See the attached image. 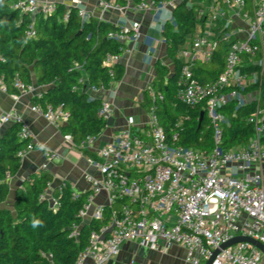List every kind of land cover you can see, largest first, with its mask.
I'll return each mask as SVG.
<instances>
[{"label":"built area","instance_id":"built-area-1","mask_svg":"<svg viewBox=\"0 0 264 264\" xmlns=\"http://www.w3.org/2000/svg\"><path fill=\"white\" fill-rule=\"evenodd\" d=\"M126 1V6H120L113 0H101V7L119 12L131 9L137 13L156 9L171 14L182 0H166L157 6L149 2L133 4ZM205 1L207 3L201 4L198 15L204 19L203 23H197L192 40L177 55L182 63L177 97L189 107L205 102L213 146L204 152L176 145L186 117L179 118L168 137L160 125L155 95L149 88L152 103L148 108L147 123L139 125L133 118H128L124 129L115 132L104 146L91 152L94 154L91 162L100 179L89 178L90 193L78 216L83 223L88 220L85 223L88 224L102 220L105 209H108L110 221L106 227L90 233L88 245L75 264H109L122 245L129 241L156 251L181 246L187 251L185 261L188 264H205L215 250L237 236L264 244V178L260 171L253 170L264 162L261 145L264 104L258 102L261 94L255 98L258 104L247 119L253 126V139L244 147L231 150L223 147L226 120L219 112L230 100L245 103L244 96L236 90L226 93V89L243 90L257 83V76L243 73L241 67L243 57L253 59L262 53L264 0H255L250 11L246 10V0ZM14 6L29 14L54 11L53 3L40 4L36 0H19ZM75 7L79 17H90L80 7V2ZM236 21L242 25L237 26ZM140 36L138 23L109 35L122 43L137 41ZM220 44L228 45L222 73L211 83H199L195 69L209 63ZM119 60L118 56L107 55L105 64L112 65ZM256 63L262 68V58ZM84 82L82 77L79 83ZM15 86L21 93L32 92V88L25 89L19 81ZM0 88L6 92L1 83ZM97 91L100 90L91 92ZM157 98L161 100L162 96ZM31 111L56 126L68 121L67 112L61 108L42 109L33 105ZM111 111L110 103L103 101L98 116L107 121ZM14 122H20L16 113H0V131ZM20 137L29 139L26 148L18 153L22 158L34 148V144L23 125ZM98 138L86 137L81 149L90 152L91 144ZM55 157L54 154L48 155L50 160ZM41 170H46V165ZM102 191L106 193V202L95 206L89 215L94 199ZM72 196L79 198V194L73 193ZM41 198H47L52 206L56 205L53 198L49 199L48 190ZM243 217L244 223L239 225ZM109 227L111 232L100 241ZM78 230V226H72L70 237L77 239ZM212 264H264V255L253 246L240 243L221 250Z\"/></svg>","mask_w":264,"mask_h":264},{"label":"trees","instance_id":"trees-1","mask_svg":"<svg viewBox=\"0 0 264 264\" xmlns=\"http://www.w3.org/2000/svg\"><path fill=\"white\" fill-rule=\"evenodd\" d=\"M17 1L0 0V83L6 93L20 95L16 81L29 89L35 76L37 86L44 92L33 95L32 104L42 109L61 108L67 112L68 121L61 127L62 132L84 156L93 159L94 154L80 146L88 136L100 137L107 121L98 116L102 101L90 97V92L93 89L107 91L112 83L121 81L124 76V67L119 62L105 64L107 55L121 57L123 54V43L109 37L121 28L91 16L82 19L76 7H66L61 2L53 3L54 11L49 14H29L15 8ZM164 1L130 0L133 4L149 2L154 6ZM253 1L246 0V10H251ZM113 2L120 6L127 4L126 0ZM202 3L207 2L182 0L172 10L162 31L172 69L157 62L151 90L155 95L156 114L166 135L171 136L179 118L186 117L176 145L208 152L213 142L205 102L189 107L177 97L182 64L177 55L192 40L197 23H203L204 19L198 16ZM227 47V44H220L209 63L197 66L195 74L199 83H211L222 73ZM261 58L262 53L253 59L245 56L241 67L243 73L255 74L257 83L243 90L228 88L224 92L236 90L242 96L254 92L261 94L264 78L262 68L256 63ZM82 77L85 82L79 83ZM85 85L89 87L86 92ZM258 102L264 104V97L261 96ZM258 102L254 99L238 104L236 100H230L219 109L226 120L223 127L225 149L244 147L253 139V126L247 119ZM151 103L150 90H145L143 107L148 110ZM201 113H204L202 119ZM21 128L20 122H14L0 136V264H75L88 245L90 233L109 224L110 211L105 209L100 221L83 223L78 215L88 194H80L74 199V192L67 182L61 189L59 186L51 191L56 202L52 206L47 198H41L52 183V176L46 170L22 181L16 190L15 215L1 208L9 193L7 181L20 169L18 153L29 141L21 139ZM261 145L264 149V135ZM36 221L39 223L33 226ZM74 225L79 227L77 239L70 237Z\"/></svg>","mask_w":264,"mask_h":264},{"label":"crops","instance_id":"crops-1","mask_svg":"<svg viewBox=\"0 0 264 264\" xmlns=\"http://www.w3.org/2000/svg\"><path fill=\"white\" fill-rule=\"evenodd\" d=\"M40 4L54 3L59 1L66 7H75L80 2V7L91 17L107 22L120 28H130L133 23L140 25V39L137 41L126 40L123 42L124 50L119 63L124 67V76L121 81L112 83L107 91L90 92V97L110 103L112 111L109 118H112L111 126H107L103 134L90 146L93 152L104 146L112 135L126 127L128 118H133L136 124H145L148 121V110L143 107V94L151 88L156 77L155 64L172 69V63L168 58L166 44L162 38V31L165 22L170 19L169 11L156 9L134 12L126 9L121 12L103 9L101 0H36ZM255 2V0L253 1ZM237 26L242 24L236 21ZM262 75L264 78V38L262 39ZM32 92L21 93L20 95L8 94L0 88V113H16L20 117V123L26 127L31 135L34 148L21 158V165L18 173L9 178V193L1 208L14 212V200L16 190L22 181L31 174L37 173L46 165V171L52 176V183L48 189L49 199L52 198L51 191L67 182L75 194H89V178L100 179V174L91 162V159L84 156L65 135L61 127L64 125H53L46 119L31 111L32 97L37 95L42 88L36 84L35 76L32 77ZM257 96L254 92L245 95L244 102L250 103ZM262 96V93H261ZM10 125V124H9ZM4 126L0 136L9 126ZM49 154L56 157L53 160L48 158ZM253 170L260 171L264 178V162ZM106 193L101 192L94 199L89 215L95 206L106 202ZM51 204V201H50ZM245 217L240 219L239 225H243ZM88 220H86L87 223ZM187 251L177 245L171 246L165 251H156L149 247H143L137 242H126L120 248L119 253L113 257L109 264H188L186 260Z\"/></svg>","mask_w":264,"mask_h":264},{"label":"water","instance_id":"water-1","mask_svg":"<svg viewBox=\"0 0 264 264\" xmlns=\"http://www.w3.org/2000/svg\"><path fill=\"white\" fill-rule=\"evenodd\" d=\"M59 1H56L54 3H58ZM88 85H85V88H84V92H86L88 90ZM43 89L39 92L40 95L43 93ZM262 96L264 97V90L262 91ZM204 116V113H201V119L203 118ZM112 118H109L107 120V126H111V123H112ZM112 228L109 227L100 237V241H104L106 239V236L111 232ZM249 244L251 246H253L254 248L258 249L263 255H264V244H262L261 242L259 241H256V240H253L251 238H248V237H242V236H237V237H234L232 238L229 242L221 245V247L217 250H215L213 253H212V256L209 258V260L205 263V264H212L214 258L219 254V252L221 250H225L229 247H232L236 244Z\"/></svg>","mask_w":264,"mask_h":264},{"label":"clouds","instance_id":"clouds-1","mask_svg":"<svg viewBox=\"0 0 264 264\" xmlns=\"http://www.w3.org/2000/svg\"><path fill=\"white\" fill-rule=\"evenodd\" d=\"M38 223H39V221L34 222V225H33V226H35V225L38 224Z\"/></svg>","mask_w":264,"mask_h":264}]
</instances>
